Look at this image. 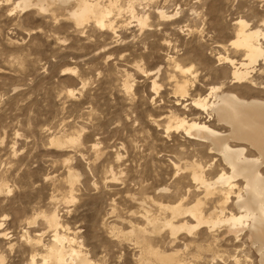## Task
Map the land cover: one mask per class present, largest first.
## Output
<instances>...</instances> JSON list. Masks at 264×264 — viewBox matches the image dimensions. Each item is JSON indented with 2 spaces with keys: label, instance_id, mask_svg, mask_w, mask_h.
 I'll return each mask as SVG.
<instances>
[{
  "label": "rangeland",
  "instance_id": "1",
  "mask_svg": "<svg viewBox=\"0 0 264 264\" xmlns=\"http://www.w3.org/2000/svg\"><path fill=\"white\" fill-rule=\"evenodd\" d=\"M21 1L0 0V263L38 255L42 264L58 231L91 264H259L246 233L236 241L201 227L194 243L140 230L146 210L203 198L190 164L211 166L208 180L224 168L176 130L177 120L208 122L194 100L213 88L264 98V36L248 83L234 82L225 61L246 58L233 43L239 21L264 35V0H97L112 10L110 28L78 26L63 9L23 10Z\"/></svg>",
  "mask_w": 264,
  "mask_h": 264
},
{
  "label": "bare ground",
  "instance_id": "2",
  "mask_svg": "<svg viewBox=\"0 0 264 264\" xmlns=\"http://www.w3.org/2000/svg\"><path fill=\"white\" fill-rule=\"evenodd\" d=\"M18 7L23 10L31 8L42 15H55L56 10L63 9L78 26L90 20L97 27H112V22L106 20L112 10L97 0H22ZM161 16L164 18L166 14H161ZM140 23L147 25L145 20H140ZM238 23L239 25L236 24L241 27L240 36L233 43L244 50L246 58L240 63L229 58H225V61L233 67L234 82L248 83L249 67L256 64L262 57L263 50L258 40L261 35H264L260 30L247 29L248 25L244 21ZM186 85H180L179 90L182 93H187ZM250 85L253 89L257 87L254 82ZM258 89H264V86ZM191 105L197 111L205 113L209 119L208 122L177 120L176 130H182L190 140L208 146V154L204 153L213 156V162L220 157L224 168L221 169L216 179L208 180L207 171H211V166L207 168L196 162L190 164L189 172L196 186V192L204 195L203 198L198 195L195 203L189 206L184 205L180 200V203L172 206L158 204L160 213L157 215L151 213L150 209L143 208L146 210L145 216L141 217H145L147 227L140 230V233L146 235L150 231L154 235H159L163 229H166L173 238L180 233L193 237L195 243L197 238L195 231L201 227H206L210 233L222 227L227 231L226 234L234 236L236 241L246 233L249 244L259 256V264H264V98L245 99L234 91L213 88L208 97L194 100ZM55 143L58 147L61 146L59 142L55 141ZM69 179L70 184L73 185L78 178L70 172ZM240 182L242 185L239 184ZM163 191L168 192V189L164 188ZM216 196L220 198L218 206L212 211H207L208 203ZM55 222V217H53L49 224L53 225ZM62 236L58 231L56 232L55 245L48 248V255L46 254L47 256L41 259L42 264H68L66 257L71 258L72 264H91L80 251L72 247L68 251L64 241L71 244L74 240H68ZM37 243L40 245V240ZM159 255L154 254L158 258ZM37 256L32 258L33 264H38L35 261ZM173 256L176 257L175 254ZM172 258L170 255L161 259L171 261ZM176 261L177 264H183L178 259Z\"/></svg>",
  "mask_w": 264,
  "mask_h": 264
}]
</instances>
